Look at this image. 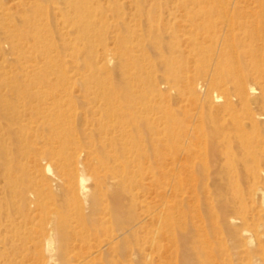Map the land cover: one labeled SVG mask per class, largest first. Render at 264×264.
Instances as JSON below:
<instances>
[{
    "label": "rangeland",
    "instance_id": "1",
    "mask_svg": "<svg viewBox=\"0 0 264 264\" xmlns=\"http://www.w3.org/2000/svg\"><path fill=\"white\" fill-rule=\"evenodd\" d=\"M90 2V9L80 13L67 9L63 0L54 4L49 0H0V18L22 30L34 18L40 30L49 33L55 43L51 48L40 45L45 55L30 49V44L26 48L29 55L35 52L45 61L53 59L55 73L64 74L69 82L67 92L73 99L64 91L59 93L73 112L69 120L76 135L74 167L85 175L126 169L136 178V185H123L126 193L136 189V208L128 200L122 207L113 204L110 194L117 185L101 201L92 188L93 179L87 181L88 197L80 192L74 196V189L51 180L50 174L59 173L53 159L47 158L43 162L48 176H43L42 210L0 220V264H18L25 250L34 261L27 259L24 264H74L70 255L88 248L78 245L70 253L72 249L59 245L51 252L30 243L42 230L45 217L55 215L84 216L95 244L106 239L105 231L119 234L126 228L116 249L90 264H264V153L259 151L264 146L259 140L264 139L247 141L256 129L235 83L226 77L223 87L213 85L217 67L237 62L238 52L245 46L216 39L213 27L183 28L167 23L171 13L195 16L202 0ZM37 4L49 6L39 15ZM160 16V25L142 23L147 17ZM260 43H256L258 48ZM256 44L251 47L259 56ZM5 48L10 51L9 44ZM243 71L250 74L248 87L256 88L250 107L264 130L262 84L254 67ZM136 74L143 83L133 89L138 91L136 101L128 104L121 97L127 81L136 83ZM187 76L196 77L195 95L180 88V80ZM149 77L156 83L155 89L146 84ZM100 80L114 85L116 105L125 111L133 105L143 112L152 107L151 130L147 124H139V128L134 124L127 127L125 136L113 133L106 140L97 122L109 107L102 100V90L95 88ZM228 104L234 107L232 111H223ZM237 123L240 137L220 138L217 150L212 151L211 131H226ZM249 150L255 153L249 154ZM99 178L107 183L106 176L100 174ZM103 216L106 223L98 227L97 220ZM94 228L99 229L95 232ZM21 239L27 241L24 249Z\"/></svg>",
    "mask_w": 264,
    "mask_h": 264
},
{
    "label": "bare ground",
    "instance_id": "2",
    "mask_svg": "<svg viewBox=\"0 0 264 264\" xmlns=\"http://www.w3.org/2000/svg\"><path fill=\"white\" fill-rule=\"evenodd\" d=\"M56 1L49 0V4H54ZM63 1L67 9H74L80 13L88 11L91 7V0ZM48 6L37 4L36 13L42 15ZM160 14L162 16V13ZM171 15L172 18H169L167 23L173 26L183 28L196 26L203 29L213 27L216 29V39H223L225 42L237 46L240 44L245 47L250 46L249 50L244 47L242 52H238L240 58L237 62L217 67L214 72L213 85L223 87L226 77L235 83L242 104L247 109V115L256 129L253 136L247 137V141L256 139L258 141V137L264 139V130L261 128L256 114L251 112L250 107L253 101L252 97L257 91L254 87H248L247 79L250 74L243 71L244 69L248 70L251 66L255 68V75L262 84L263 93L262 97H259L264 110V0H202L200 11L195 16L190 15L189 12L171 13ZM161 16L158 19L147 17L142 23L149 27L154 24L160 25L162 23ZM27 23L30 26L26 30L13 29L11 24L0 18V220H2V216H32L42 210L43 176H48L43 162L47 158L53 159L51 162L59 173L50 174L51 180L55 181L57 185H66L74 189V196L80 192L83 196L88 197L91 190H89L87 181L93 179L92 188L101 201H106L104 198L109 188H114L117 185L110 194L114 200L113 204L122 207L128 200L131 202V207L136 208V189H131L126 193V189L123 187V185L128 184L129 186L133 183L136 185V178H131L130 172L126 169L104 172H91L87 169V176L84 174L85 172L80 174L78 167H74L77 163L76 155H74L77 152H73L75 149L73 146L76 144L74 136L76 135L73 134L69 120L73 116V112L70 110V102L64 100L59 93L64 91L65 96L72 98L71 94L67 92L70 89L69 82L64 74L55 73L56 64L53 59L45 61L42 56L35 54L40 51V45L43 44L45 47L50 46L49 48H51L55 43L49 39V33L42 32L40 23L34 22V18H30ZM259 41L262 42L260 48H258L259 44H256ZM5 43L9 44L10 51H6ZM26 44H30V49L35 52L29 55ZM251 44H256V48L261 50L259 56L254 55V48L251 47ZM40 53L45 55L42 50ZM241 55L244 59L241 58ZM242 60H245L246 63H242ZM102 67L100 66V69ZM202 72L207 73V70L203 69ZM135 80L136 83L127 81L126 92L121 97L128 104L136 101V92L138 91L134 92L133 89L136 87L138 90L143 83L137 74ZM180 82V88L184 92L196 94L195 76H187ZM97 83L95 88L102 90V100L110 107L105 109L106 111L103 110L97 120L100 125V134H105L106 140L107 136L113 133L125 136L127 127L134 124L138 128L139 124H147L149 131L151 130L149 125L152 121V107L146 108L143 112L137 106L135 109V105H133L127 112L123 106L116 105L117 96H115L114 85L110 81L100 80ZM146 84L151 89L157 87L151 77L146 80ZM233 108L228 104L225 105L223 111H232ZM240 127L237 123L234 128L226 131H211L210 147L212 151L217 150L220 138L224 141L238 139ZM259 141L264 143L261 139ZM77 148L79 147L77 146ZM259 151L264 153V146L259 148ZM248 152L249 154L255 153L251 150ZM50 167L49 165L48 168ZM82 171L84 170L82 169ZM100 174L107 177V183L100 180ZM256 189L258 192L262 191V189ZM102 205L106 210L105 203ZM50 218L45 217L42 230L37 232L36 240L34 239L30 243L37 247L43 246L51 252H56L59 245L72 249L70 253H74L78 245L81 248H88V250L70 255L72 260L74 259V264H90L104 252H113L118 244L120 234L126 233V228H123L125 231L119 234H113L107 230L105 231L106 239L95 244L92 242L93 231L86 226L84 216L55 215L54 218ZM106 220L105 216L98 218L97 226H103ZM13 221L11 220V222ZM98 229L94 228V231L96 232ZM21 245L24 249L27 241L22 240ZM27 252V250L21 252L22 260L18 264H24V260H30ZM8 263L17 264L12 261Z\"/></svg>",
    "mask_w": 264,
    "mask_h": 264
}]
</instances>
